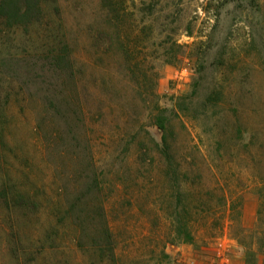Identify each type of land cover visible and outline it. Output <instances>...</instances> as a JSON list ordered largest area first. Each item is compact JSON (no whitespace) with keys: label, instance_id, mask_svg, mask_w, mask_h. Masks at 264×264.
Listing matches in <instances>:
<instances>
[{"label":"rangeland","instance_id":"1","mask_svg":"<svg viewBox=\"0 0 264 264\" xmlns=\"http://www.w3.org/2000/svg\"><path fill=\"white\" fill-rule=\"evenodd\" d=\"M41 5L0 17V264H264V0Z\"/></svg>","mask_w":264,"mask_h":264},{"label":"trees","instance_id":"2","mask_svg":"<svg viewBox=\"0 0 264 264\" xmlns=\"http://www.w3.org/2000/svg\"><path fill=\"white\" fill-rule=\"evenodd\" d=\"M51 0H0V17H5L8 25L16 24H28L39 21L43 16L42 2ZM62 59H67L62 57ZM67 65H69L67 63ZM159 127L163 130V125L160 123ZM163 144L164 141H163ZM93 186V183H91ZM88 187L87 190H89ZM14 200L17 205L28 206L30 199L26 198L24 194L14 195ZM68 211V210H67ZM104 237L108 240L110 234L108 230L104 231ZM189 238V237H188ZM109 251V250H108ZM111 253V250H110Z\"/></svg>","mask_w":264,"mask_h":264}]
</instances>
